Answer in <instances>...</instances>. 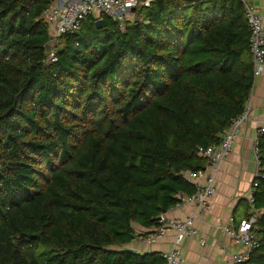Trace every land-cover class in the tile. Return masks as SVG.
<instances>
[{"label":"trees","instance_id":"1","mask_svg":"<svg viewBox=\"0 0 264 264\" xmlns=\"http://www.w3.org/2000/svg\"><path fill=\"white\" fill-rule=\"evenodd\" d=\"M55 1L0 0V264H166L127 246L196 194L185 174L245 112L244 5L153 0L123 30L88 16L55 44ZM259 150L258 247L238 264H264V134Z\"/></svg>","mask_w":264,"mask_h":264},{"label":"built area","instance_id":"2","mask_svg":"<svg viewBox=\"0 0 264 264\" xmlns=\"http://www.w3.org/2000/svg\"><path fill=\"white\" fill-rule=\"evenodd\" d=\"M153 0H56L45 12L44 17L48 21L52 31V42L58 44L59 38L66 34L77 32L82 21L88 16H94L97 20L103 15H108L119 23V28L124 29V23L133 17V12L139 7L149 6ZM249 28L251 30V54L254 67V76H259L264 71V23L261 16L256 14L252 0H241ZM135 9V10H134ZM134 10V11H133ZM54 51L50 54L49 60L56 61ZM249 118V109L235 119L231 127L224 131L222 141L219 145H212L206 149H200V153L208 160V167L205 170L186 173L188 182L197 186V192L193 196L182 198L174 209L181 208L184 204L193 206L195 213L185 218L168 219L165 215L160 219V227L151 231L143 242L154 244L157 240L164 238L168 233H174V247L169 252L162 253L166 264H184L180 250L182 241L188 238H196L199 231L195 227L197 215L209 214L213 208V198L216 194V178L224 160L233 151L235 140L240 132L241 126ZM264 134L262 125L254 139V154L259 163L260 137ZM260 172V167H259ZM258 172V175H259ZM257 175V176H258ZM181 199V197H179ZM249 202H254L251 197ZM255 217L244 219L237 227L233 226L234 220L223 227L225 234L238 245L243 247V252L233 254L226 264H238L249 259L250 253L258 247L257 241L251 234ZM204 245L205 241L201 240Z\"/></svg>","mask_w":264,"mask_h":264},{"label":"crops","instance_id":"3","mask_svg":"<svg viewBox=\"0 0 264 264\" xmlns=\"http://www.w3.org/2000/svg\"><path fill=\"white\" fill-rule=\"evenodd\" d=\"M252 4L264 23V0H252ZM247 108L249 118L241 126L233 151L218 171L212 211L209 214L197 215L195 227L199 236L185 239L180 244L184 264H226L233 254L243 252V247L233 242L225 234L223 227L230 223L231 218L234 220L233 226L237 227L248 215L252 186L259 172V163L254 154V139L258 129L264 125V71L255 77ZM194 213L193 206L184 204L181 208L168 212L166 217L185 218ZM149 232L151 230L137 228V233L143 236L127 246V249L140 254H162L173 249V232L154 244H147L142 239ZM201 240L205 241L204 245Z\"/></svg>","mask_w":264,"mask_h":264},{"label":"water","instance_id":"4","mask_svg":"<svg viewBox=\"0 0 264 264\" xmlns=\"http://www.w3.org/2000/svg\"><path fill=\"white\" fill-rule=\"evenodd\" d=\"M135 10V9H134ZM133 10V11H134ZM96 26L98 27V28H102L103 26H104V20H98L97 22H96Z\"/></svg>","mask_w":264,"mask_h":264},{"label":"rangeland","instance_id":"5","mask_svg":"<svg viewBox=\"0 0 264 264\" xmlns=\"http://www.w3.org/2000/svg\"><path fill=\"white\" fill-rule=\"evenodd\" d=\"M241 129V128H240ZM234 148V147H233ZM225 161V160H224ZM147 244H149V243H147Z\"/></svg>","mask_w":264,"mask_h":264}]
</instances>
